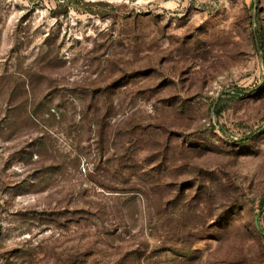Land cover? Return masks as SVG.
<instances>
[{
  "label": "rangeland",
  "instance_id": "rangeland-1",
  "mask_svg": "<svg viewBox=\"0 0 264 264\" xmlns=\"http://www.w3.org/2000/svg\"><path fill=\"white\" fill-rule=\"evenodd\" d=\"M0 264H264V0H0Z\"/></svg>",
  "mask_w": 264,
  "mask_h": 264
},
{
  "label": "water",
  "instance_id": "water-1",
  "mask_svg": "<svg viewBox=\"0 0 264 264\" xmlns=\"http://www.w3.org/2000/svg\"><path fill=\"white\" fill-rule=\"evenodd\" d=\"M255 225H256V227H257L258 230L261 229V227L259 225V222H258V215H256V217H255Z\"/></svg>",
  "mask_w": 264,
  "mask_h": 264
},
{
  "label": "trees",
  "instance_id": "trees-1",
  "mask_svg": "<svg viewBox=\"0 0 264 264\" xmlns=\"http://www.w3.org/2000/svg\"><path fill=\"white\" fill-rule=\"evenodd\" d=\"M255 223V222H254Z\"/></svg>",
  "mask_w": 264,
  "mask_h": 264
}]
</instances>
